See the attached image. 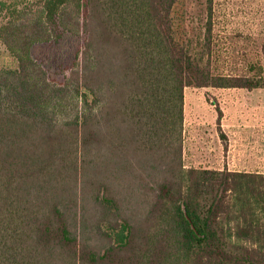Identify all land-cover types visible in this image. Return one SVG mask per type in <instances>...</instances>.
<instances>
[{"label": "trees", "instance_id": "trees-1", "mask_svg": "<svg viewBox=\"0 0 264 264\" xmlns=\"http://www.w3.org/2000/svg\"><path fill=\"white\" fill-rule=\"evenodd\" d=\"M186 12L0 0V264H264V173L182 161L185 88L264 78L213 73ZM71 43L56 81L47 63Z\"/></svg>", "mask_w": 264, "mask_h": 264}, {"label": "rangeland", "instance_id": "rangeland-1", "mask_svg": "<svg viewBox=\"0 0 264 264\" xmlns=\"http://www.w3.org/2000/svg\"><path fill=\"white\" fill-rule=\"evenodd\" d=\"M211 6L210 11L206 0H185L191 53L209 63L215 74L264 78V0H213ZM46 46L37 45L34 57L45 58ZM75 48L71 43L56 61L47 63L52 79L62 80ZM182 135L186 168L264 173V87H186ZM114 172L117 179L119 170ZM124 194L127 198V187ZM106 226L103 222L100 228ZM89 236L92 245L103 247L97 232Z\"/></svg>", "mask_w": 264, "mask_h": 264}]
</instances>
